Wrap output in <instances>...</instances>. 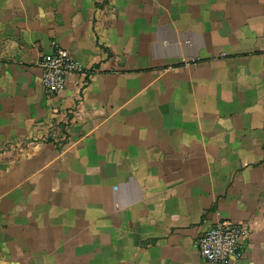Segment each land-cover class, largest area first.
I'll list each match as a JSON object with an SVG mask.
<instances>
[{
    "label": "crops",
    "instance_id": "crops-1",
    "mask_svg": "<svg viewBox=\"0 0 264 264\" xmlns=\"http://www.w3.org/2000/svg\"><path fill=\"white\" fill-rule=\"evenodd\" d=\"M223 218L264 264V0H0V264H214Z\"/></svg>",
    "mask_w": 264,
    "mask_h": 264
},
{
    "label": "built area",
    "instance_id": "built-area-1",
    "mask_svg": "<svg viewBox=\"0 0 264 264\" xmlns=\"http://www.w3.org/2000/svg\"><path fill=\"white\" fill-rule=\"evenodd\" d=\"M41 82L50 95L60 94L73 74H84L86 67L66 48L54 44V50L39 61ZM83 88L86 81L79 83ZM248 232L244 224L223 218L198 236L195 248L199 255L214 264H232L245 254L244 240Z\"/></svg>",
    "mask_w": 264,
    "mask_h": 264
}]
</instances>
